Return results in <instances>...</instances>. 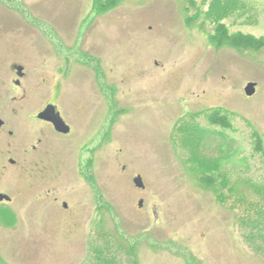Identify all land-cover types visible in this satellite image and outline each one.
I'll return each instance as SVG.
<instances>
[{"label": "rangeland", "instance_id": "374dc122", "mask_svg": "<svg viewBox=\"0 0 264 264\" xmlns=\"http://www.w3.org/2000/svg\"><path fill=\"white\" fill-rule=\"evenodd\" d=\"M221 23L264 37V0H0L3 88L13 63L37 78L4 110L0 264H264V48ZM46 66L68 75L41 85ZM56 99L80 136L33 153L26 114Z\"/></svg>", "mask_w": 264, "mask_h": 264}, {"label": "flooded vegetation", "instance_id": "af4514ba", "mask_svg": "<svg viewBox=\"0 0 264 264\" xmlns=\"http://www.w3.org/2000/svg\"><path fill=\"white\" fill-rule=\"evenodd\" d=\"M11 91L9 93H6V90L3 88L4 84H6L5 76L0 74V121L2 122L0 126V135L4 133H8L10 136H13L15 134L14 128L9 125L8 118L13 117L14 114L17 115L20 112L17 111V109L14 108V114L8 117L5 113V107L7 101L10 102H17L18 100H24L28 97L29 88L34 87L35 78L34 73L30 71L29 67L26 63H13L11 65ZM45 71L41 73L43 75L41 78V85H46L47 87H51L53 84V81L56 80H62L64 77H67V73H64L60 68L61 66H46ZM21 70V72H20ZM63 81V80H62ZM54 85V84H53ZM40 85L35 84V89H39ZM39 106V105H38ZM21 108V107H20ZM29 109V107H26ZM38 108V107H37ZM66 112H69L68 114ZM96 111L94 112V114ZM93 115L90 116V119L92 120ZM28 117L29 122L31 123L33 129H34V135L36 136V143L31 146V151L33 153H38L39 151H43L42 148L45 147L47 150L48 148H51V143L54 141H60V142H67L68 145H70V140L78 138L79 135V125L80 122H78L77 116L73 114V111L70 109H67L66 107L63 108L61 106L60 100L57 101H47L44 104L40 105L37 112L35 114ZM8 117V118H7ZM16 121V120H14ZM17 122V121H16ZM57 122V123H56ZM91 123V122H90ZM89 123V124H90ZM17 126H19L18 123H16ZM10 127L13 130L6 131V128ZM20 128V126H19ZM100 135V134H99ZM98 135V136H99ZM97 136V137H98ZM51 140L49 144L46 140ZM1 144V143H0ZM89 143H87V140L79 146L78 149L83 150V153L87 151ZM93 147V146H92ZM98 146L94 147V150ZM4 147L0 146V176H6L8 172L12 169V167H16L19 165V160L9 157L8 153L5 154ZM92 150V151H94ZM29 150L27 148L22 150V157L21 159L24 162V156L28 155ZM45 154V152L43 151ZM23 166V164H22ZM0 195H7L4 192H0ZM8 196V195H7ZM10 197V196H9ZM11 202L13 199L10 198ZM55 201L58 202L59 198H55ZM6 200L0 201L4 202ZM62 208L64 210H68L70 208V205L68 202L63 201Z\"/></svg>", "mask_w": 264, "mask_h": 264}, {"label": "trees", "instance_id": "16d2710c", "mask_svg": "<svg viewBox=\"0 0 264 264\" xmlns=\"http://www.w3.org/2000/svg\"><path fill=\"white\" fill-rule=\"evenodd\" d=\"M118 1L121 0H111V5H115ZM220 18H218L217 20H220ZM214 41L218 43H222L223 41H225L226 43L236 48L256 50L264 48V37L257 38L251 34H244L242 32L229 33L225 24L223 23L217 25L216 36L214 37ZM206 118L209 124L212 126L220 127L224 130H234V125L232 123L231 117L228 114L222 112L221 110L212 111L211 113L206 115ZM261 149V140L257 139L256 150L261 151Z\"/></svg>", "mask_w": 264, "mask_h": 264}, {"label": "water", "instance_id": "95a60500", "mask_svg": "<svg viewBox=\"0 0 264 264\" xmlns=\"http://www.w3.org/2000/svg\"><path fill=\"white\" fill-rule=\"evenodd\" d=\"M245 93L248 97H252L256 93V83H248V85L245 88ZM1 124L2 122L0 121V126ZM134 183L138 188H141V189L145 188V185H144V182L141 176H138V178L134 179ZM3 200L10 201L11 199L7 195H0V201H3ZM140 205H142V202L140 203Z\"/></svg>", "mask_w": 264, "mask_h": 264}]
</instances>
